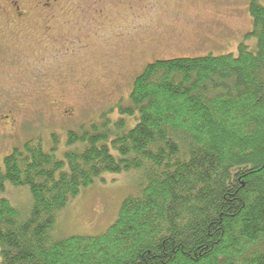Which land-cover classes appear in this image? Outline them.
<instances>
[{"label": "trees", "instance_id": "1", "mask_svg": "<svg viewBox=\"0 0 264 264\" xmlns=\"http://www.w3.org/2000/svg\"><path fill=\"white\" fill-rule=\"evenodd\" d=\"M238 54L158 60L134 79L122 118L69 132L59 159L40 140L0 166L28 187L23 214L0 197V264H264V6ZM125 117L136 124L128 128ZM55 150V149H54ZM53 150V151H54ZM112 150L119 154L113 155ZM136 171L106 233L57 238L58 215L102 175Z\"/></svg>", "mask_w": 264, "mask_h": 264}, {"label": "rangeland", "instance_id": "2", "mask_svg": "<svg viewBox=\"0 0 264 264\" xmlns=\"http://www.w3.org/2000/svg\"><path fill=\"white\" fill-rule=\"evenodd\" d=\"M16 12L25 18L6 21ZM252 26L249 0H0V166L32 140L59 159L81 147L68 145L69 132H91L110 110L122 118L116 106L130 104L150 63L237 56L241 44L255 53ZM140 183L136 171L102 175L58 215L56 237L106 233ZM0 197L23 214L32 203L28 187L7 184Z\"/></svg>", "mask_w": 264, "mask_h": 264}, {"label": "flooded vegetation", "instance_id": "3", "mask_svg": "<svg viewBox=\"0 0 264 264\" xmlns=\"http://www.w3.org/2000/svg\"><path fill=\"white\" fill-rule=\"evenodd\" d=\"M49 2V4L48 5H45V4H43L44 6H46V9H50L51 8V5H50V1H48ZM54 2H56V4L58 3V0H53V3ZM42 12V11H41ZM143 14V13H142ZM25 14H23V13H19V12H16V15L15 16H6L5 17V19H6V21H9L10 23H12L13 24V20H22V19H24L25 18ZM39 19H40V23H41V21H43L44 23H46V22H48V20L50 19L49 17H47V16H45L44 15V12H42V14L40 15V17H39ZM18 23H19V21H18ZM0 30H2L1 28H0Z\"/></svg>", "mask_w": 264, "mask_h": 264}]
</instances>
